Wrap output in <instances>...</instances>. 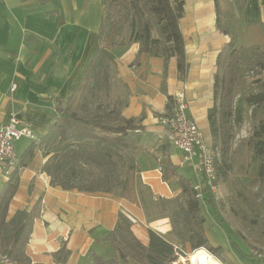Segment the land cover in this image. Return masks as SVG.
<instances>
[{
	"label": "crops",
	"instance_id": "obj_1",
	"mask_svg": "<svg viewBox=\"0 0 264 264\" xmlns=\"http://www.w3.org/2000/svg\"><path fill=\"white\" fill-rule=\"evenodd\" d=\"M183 3L180 28L189 63L185 80L177 77L175 58L168 61L163 87L161 58L138 56L136 43L106 46L100 42L114 58L113 89L125 102L122 116L140 119L146 129L137 164L141 182L154 198L169 199L177 193L157 170L156 148L168 133L159 122L166 112L163 90L173 97L180 91L185 93L186 114L201 129H208L210 143L207 112L212 105L219 50L230 36L240 46L264 44L260 24H264V0ZM103 8V0H0V121L6 122L14 113L20 125L34 134L33 139L22 137L15 142L17 159L46 134L58 107L64 106L81 84L98 44ZM217 19L228 35L218 29ZM170 157L193 182L205 183L196 170L197 160L182 163V152L176 147L170 149ZM46 159L42 149L35 147L32 158L19 168L18 188L7 215L10 219L18 210L35 211L26 246L32 262L56 264L53 253L65 243L69 257L64 264H93L94 254H112V246L104 238L122 217L144 245L149 242L148 228L174 241L169 218L156 214L149 220L134 185L122 196L64 190L51 185L50 177L41 170ZM125 223L121 225L125 227ZM217 225L208 226L207 236L213 245L223 247L233 264H260L258 259L242 255L229 240H222Z\"/></svg>",
	"mask_w": 264,
	"mask_h": 264
},
{
	"label": "trees",
	"instance_id": "obj_2",
	"mask_svg": "<svg viewBox=\"0 0 264 264\" xmlns=\"http://www.w3.org/2000/svg\"><path fill=\"white\" fill-rule=\"evenodd\" d=\"M103 6L98 44L81 84L65 105L58 107L56 118L46 134L38 143L29 146L17 159L8 179L0 183V254L6 255L12 264H41L32 262L26 253L35 211L18 210L7 219L9 204L18 188V170L32 158L33 149L39 147L47 157L41 170L50 177L51 185L87 194L114 193L120 196L127 194L134 185L149 220L156 214L169 218L174 241L148 228L147 245L142 244L130 232L126 220L120 218V224L104 238L111 244L112 254H94L93 264H172L179 255L186 254L185 249H190L191 253L205 249L223 263L220 257L223 247L213 245L206 233L205 212L209 211L208 205L215 206L212 190L203 183L202 196H197L196 183L172 162L171 143L167 136L156 148L159 153L157 163L162 170V180L177 193L169 199L154 198L141 182L137 155L143 150L146 129L140 119L122 116L125 102L121 94L115 95L113 89L116 84L115 80L112 81L116 69L114 58L100 43L105 38H111L113 45L136 43L138 56L161 58L164 62L163 87L168 61L175 58L177 77L185 80L189 63L180 28L183 0H103ZM260 24L264 31V24ZM216 25L224 34H229L219 19ZM246 68H258L264 72V50L257 45L240 46L230 36L216 57L212 105L207 112L210 145L215 153L214 184L225 181L232 171L233 141L236 129L243 123L245 106L253 113L258 107L264 110V75L251 80L245 93L241 94L243 88L240 87L246 81L242 71ZM163 91L167 96L163 116H168L173 113L174 97ZM249 142L257 176L264 177V117L255 125ZM232 201L233 214L246 220L247 212L242 207V203H246L244 195L238 192ZM214 221L219 224L225 220L216 215ZM121 222L126 226L123 227ZM227 228L231 234L240 236ZM232 245L245 257L258 259L264 264L261 251H255L249 244L250 251H243L238 244ZM53 257L56 264L66 263L69 250L65 243L53 253Z\"/></svg>",
	"mask_w": 264,
	"mask_h": 264
},
{
	"label": "rangeland",
	"instance_id": "obj_3",
	"mask_svg": "<svg viewBox=\"0 0 264 264\" xmlns=\"http://www.w3.org/2000/svg\"><path fill=\"white\" fill-rule=\"evenodd\" d=\"M110 40L111 38H105L103 43L106 46L113 45ZM260 48L264 50V44H261ZM242 73L246 81L243 82L240 87V89L243 88L241 94L245 93L251 80L263 77L264 75V72L260 71L258 68H254L253 70L246 68V71L243 70ZM115 90L116 89H114L115 95L120 94L119 92L116 93ZM244 109L243 123L236 129V135L233 141L232 171L225 181L219 180L215 183L214 190L210 191L215 206L212 207L208 205L209 211L208 213L205 212V215L207 217L208 226L217 224L214 221L216 215H218L219 219L225 220L220 222L219 226L217 225L222 240H229L232 244H238L243 251H250V247H252L255 251L264 253V177L257 176L256 164L251 161L252 144L249 142L255 125L264 117V110L258 107L253 113L251 108L247 109L245 106ZM201 130L205 142L210 144L208 129L204 128ZM174 148L175 147L170 144V149L174 150ZM203 183L200 182L201 185H203ZM238 192L244 195V200L246 201L245 204L242 203V207L246 210L248 216L246 220H241L238 216L234 215L231 210V205L233 204L232 200L236 197ZM251 220L255 221L252 222ZM227 227H230L233 231L240 234L242 238L236 233L231 234V230ZM185 252L186 254L182 253L179 255L177 260L172 264H189L187 260L194 258V256L200 252V249L192 253L190 249H185ZM210 256L219 264H233L230 256L224 251L220 254V257L224 260L223 263L211 254Z\"/></svg>",
	"mask_w": 264,
	"mask_h": 264
},
{
	"label": "built area",
	"instance_id": "obj_4",
	"mask_svg": "<svg viewBox=\"0 0 264 264\" xmlns=\"http://www.w3.org/2000/svg\"><path fill=\"white\" fill-rule=\"evenodd\" d=\"M187 107L185 93L183 91L176 93L173 113L161 116L159 122L168 129L169 142L182 152V163H191L197 160V172L201 174L205 183L213 191L216 179L213 163L215 153L211 145L205 142L197 122L187 116ZM22 137L33 139L34 134L30 128L20 125L16 114L10 113L6 122L0 121V183L7 180L16 167L15 142ZM157 170L162 172L161 167H158ZM197 184H195V188L198 190L197 196L201 197L202 185ZM0 264H12V262L6 255L0 254Z\"/></svg>",
	"mask_w": 264,
	"mask_h": 264
},
{
	"label": "bare ground",
	"instance_id": "obj_5",
	"mask_svg": "<svg viewBox=\"0 0 264 264\" xmlns=\"http://www.w3.org/2000/svg\"><path fill=\"white\" fill-rule=\"evenodd\" d=\"M187 261H189V264H219L210 256V254L205 249H200V252H198L194 256V258Z\"/></svg>",
	"mask_w": 264,
	"mask_h": 264
}]
</instances>
